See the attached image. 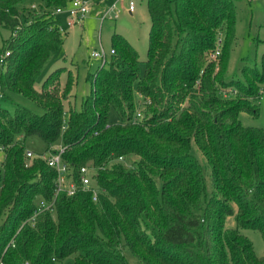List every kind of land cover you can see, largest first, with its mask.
Returning a JSON list of instances; mask_svg holds the SVG:
<instances>
[{"label":"trees","instance_id":"1","mask_svg":"<svg viewBox=\"0 0 264 264\" xmlns=\"http://www.w3.org/2000/svg\"><path fill=\"white\" fill-rule=\"evenodd\" d=\"M27 1L0 0V32L12 34L0 47V87L42 110L0 108V262L128 264L129 250L141 264H264L241 232L264 240V129L240 120L260 115L264 57L262 69L243 67V81L227 77L240 0H148L146 60L115 33V53L89 73V95L68 112L70 70L36 87L64 43L60 21L23 22ZM72 1L41 0L47 9ZM112 110L119 123H110ZM30 137L48 152L61 141L78 184L81 168L93 167V190L61 194L54 214L37 215L54 200L57 174L26 159Z\"/></svg>","mask_w":264,"mask_h":264},{"label":"rangeland","instance_id":"2","mask_svg":"<svg viewBox=\"0 0 264 264\" xmlns=\"http://www.w3.org/2000/svg\"><path fill=\"white\" fill-rule=\"evenodd\" d=\"M87 1L90 8V14L84 23H79L74 27H67V16H58L62 25L66 28L64 43L59 51L51 58L50 66L41 75L36 87L41 88L45 78L59 67H66L70 70L75 81V86L71 91V102H66V111L71 107L80 108L85 97L89 95L90 85L87 77L90 72H95L100 63L90 59L92 51H100L104 48L111 58L112 36L117 33L125 37L138 52L140 61L147 58L149 48V32L151 28V17L148 11V0H82ZM133 2L135 9L130 12V3ZM41 0H28L26 4L19 7L23 16V22L27 20L33 23L41 17L51 15L57 8L47 9ZM236 39L233 44L229 66L228 80H244L242 69L245 65L262 69L264 57V0H240L236 3ZM12 34L9 30L1 29L0 47H3L5 41H9ZM61 85L65 86L67 75L62 76ZM63 83V84H62ZM5 98L0 99V108L7 109L14 113L18 106L27 108L36 114H42V110L29 99L12 93L3 91ZM142 101V98L138 96ZM260 115L253 117L249 114H241L240 120L245 127L264 129V89L259 101ZM140 110V109H139ZM120 118L114 110L111 112L110 123L116 124ZM62 142L58 143V146ZM56 146V147H58ZM26 152L35 154H47V145L38 137H30L25 144ZM3 152L0 150V161L3 158ZM192 154L205 166V160L200 151L192 147ZM125 165L133 162L132 159L124 161ZM206 179L210 180V172H206ZM228 229L235 228V220L229 217L226 221ZM242 234L247 236L253 243L258 256L264 257V240L262 235L253 230H242ZM125 257L128 264H141L129 250L125 251Z\"/></svg>","mask_w":264,"mask_h":264},{"label":"built area","instance_id":"3","mask_svg":"<svg viewBox=\"0 0 264 264\" xmlns=\"http://www.w3.org/2000/svg\"><path fill=\"white\" fill-rule=\"evenodd\" d=\"M135 9L134 3H130V12H133ZM90 13L89 4L87 1L82 0H73L67 6L58 7L56 11L53 13V17L60 21L58 16L66 15L67 16V27H74L79 23H84ZM60 32L65 35L66 28L62 25L60 21ZM115 52L112 50L110 55H113ZM9 54L7 53L6 56ZM220 55V51L216 52L214 58ZM90 59L93 61H97L100 63V66L106 65L108 61V55L103 47H101L100 51L94 50L90 54ZM3 63V62H2ZM2 63L0 67H2ZM4 98V93L2 88L0 87V99ZM138 118H141V114L137 115ZM65 152V148L63 146L55 147L53 151L47 152V154H35L34 152H26V159L33 160L35 158L42 159L47 165L53 169L56 174V181H55V196L54 200L51 203H47L42 201L39 204L37 215L44 213V212H51L52 214L55 213V204L57 198L61 194H66L67 196H74L79 189L83 191L93 190V181H94V174L96 170L91 166H85L81 168V177L80 183H76L73 180L71 174V166L64 161L63 153ZM120 162H123L124 159L120 158ZM97 191L94 190V201H97ZM36 215V216H37ZM0 264H2L0 262ZM29 264V263H26Z\"/></svg>","mask_w":264,"mask_h":264},{"label":"crops","instance_id":"4","mask_svg":"<svg viewBox=\"0 0 264 264\" xmlns=\"http://www.w3.org/2000/svg\"><path fill=\"white\" fill-rule=\"evenodd\" d=\"M39 6H42V4H39ZM90 14V13H89ZM65 16V15H64ZM60 21H61V19H60ZM67 22V21H66ZM62 23V22H61ZM51 62V60L47 63V65H46V67L44 68V70H43V73L42 74H44V72H45V70L47 69V68H49V66H50V63ZM61 79H62V77H61ZM61 82H62V80H61ZM63 84V83H62Z\"/></svg>","mask_w":264,"mask_h":264}]
</instances>
